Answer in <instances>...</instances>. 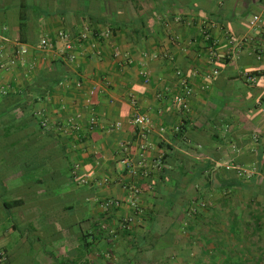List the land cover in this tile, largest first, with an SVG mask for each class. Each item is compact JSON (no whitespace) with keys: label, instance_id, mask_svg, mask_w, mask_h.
Returning a JSON list of instances; mask_svg holds the SVG:
<instances>
[{"label":"crops","instance_id":"crops-1","mask_svg":"<svg viewBox=\"0 0 264 264\" xmlns=\"http://www.w3.org/2000/svg\"><path fill=\"white\" fill-rule=\"evenodd\" d=\"M85 27L103 54L77 42L71 64L56 38ZM45 38L57 48L40 50ZM0 45V87L13 95L0 98V264H264V0H0ZM22 47L24 63L8 67ZM178 71L193 89L187 113L173 104ZM133 98L153 122L140 210L105 211L101 201L124 197L120 159L141 160ZM33 102L49 123L41 131ZM76 113L81 131H61ZM76 166L111 183L81 187ZM249 167L253 178H241Z\"/></svg>","mask_w":264,"mask_h":264},{"label":"built area","instance_id":"built-area-1","mask_svg":"<svg viewBox=\"0 0 264 264\" xmlns=\"http://www.w3.org/2000/svg\"><path fill=\"white\" fill-rule=\"evenodd\" d=\"M263 23V20L259 16H255L251 22V25L253 27H259ZM167 28H169V23H166L165 25ZM106 39H109L111 37V33L107 32L103 35ZM206 39H210L209 36H205ZM97 35L90 29L89 27H85L84 30L80 33L78 38H74L70 33L65 32H59L58 36L56 38V41L63 42V48H62V54L64 55V60L67 62L73 64L76 62V50L77 46L76 43L79 44H88L89 47H91V50L96 53L98 56H102L103 50L102 47L98 45L97 41ZM57 44H55L54 41L45 38L42 39L39 48L43 52L52 51L54 50ZM1 48V45H0ZM29 54V50L26 47H22L19 51L15 52V54L8 60L7 65L8 67H14L18 66L19 64L24 63V61H19V57L22 59L25 58ZM121 55V52L119 50H116L114 53L115 57H119ZM210 55L213 57L215 56L214 49L210 47ZM219 74L218 70H214L211 74L206 76V80H210L213 76H217ZM140 75L144 77L145 82L149 83V75L148 72L145 70H142L140 72ZM177 80H178V89L179 92L173 97V104L180 109L182 113H187L190 110V99L193 95V89L188 82V80L183 76V74L178 71L176 73ZM247 81H250L251 83H255V78L250 73L244 74ZM75 88L78 91H82L84 89V83L83 81H78L75 84ZM11 88L8 86H1L0 87V93L2 95H7L10 93ZM97 94L96 88L90 89L86 95H85V105L84 108L89 111L90 116L88 119V125L89 127H95L98 124V118L95 114V109L92 104V99ZM131 105L134 108V114L132 118L130 119V124L133 127H136L139 129V136L141 138V142L139 144V152H140V161H135L131 157L124 156L120 159V164L123 166L127 173L128 180H121L120 181V187L124 192V197L121 200H107V201H101L100 206L105 211H110L113 207L116 208H122L124 206H127L131 209H133L136 213L140 210L139 209V202L142 195V187H141V177L143 175V169L147 170L145 168V164H143L144 161V154L151 148V143L147 140L150 136V133L153 128V122L149 118V116L145 113H142L138 109V102L136 99L131 100ZM44 112L39 109L36 113V116L41 119V126L46 129L49 126L48 120L45 119ZM82 120L83 115L81 113H76L73 115H70L64 124L61 126V131H69L73 133H79L82 129ZM120 129V126L118 124L112 125L109 127V131H117ZM164 129H162L163 131ZM162 160V156L160 157ZM159 163V162H158ZM238 175L243 179H251L253 178V174L255 172V169L253 168H239ZM72 175L77 182L78 185H90L91 183H95L98 186H108L111 181L110 178L104 177L100 180H96L95 177L92 176H85L80 177L79 176V167L76 166L74 170L72 171ZM135 223V219L133 216H128L124 218L120 224H119V231L125 232L129 231L132 227V225ZM101 229L104 231H107L110 235H116L118 232L117 228L111 227L105 222L101 224ZM1 260H5V257H2Z\"/></svg>","mask_w":264,"mask_h":264},{"label":"trees","instance_id":"trees-1","mask_svg":"<svg viewBox=\"0 0 264 264\" xmlns=\"http://www.w3.org/2000/svg\"><path fill=\"white\" fill-rule=\"evenodd\" d=\"M10 96H13V95H10V93H8L6 96H0V98H2V105H7V104H9V101H8V99L10 98ZM13 99H14V97H13ZM21 105H19V106H21V108L23 109V108H25V103L22 105V103H20ZM31 109V111L30 112H27V114H28V119H30L29 121H30V124L32 123V124H34V126H36L37 127V129L39 130V131H41V130H43L44 128L41 126V121L39 122V118L36 116V107H37V105H36V103L35 102H33L32 104H30V105H28ZM8 205V204H7Z\"/></svg>","mask_w":264,"mask_h":264},{"label":"rangeland","instance_id":"rangeland-1","mask_svg":"<svg viewBox=\"0 0 264 264\" xmlns=\"http://www.w3.org/2000/svg\"><path fill=\"white\" fill-rule=\"evenodd\" d=\"M89 186V185H88ZM81 187H86V185H82ZM39 195V194H38ZM7 198V197H6Z\"/></svg>","mask_w":264,"mask_h":264}]
</instances>
